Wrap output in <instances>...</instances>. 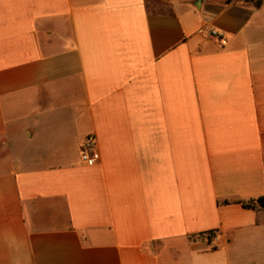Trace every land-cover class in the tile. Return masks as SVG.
<instances>
[{"label": "crops", "instance_id": "crops-1", "mask_svg": "<svg viewBox=\"0 0 264 264\" xmlns=\"http://www.w3.org/2000/svg\"><path fill=\"white\" fill-rule=\"evenodd\" d=\"M261 195L264 0H0V264H264Z\"/></svg>", "mask_w": 264, "mask_h": 264}, {"label": "built area", "instance_id": "built-area-1", "mask_svg": "<svg viewBox=\"0 0 264 264\" xmlns=\"http://www.w3.org/2000/svg\"><path fill=\"white\" fill-rule=\"evenodd\" d=\"M209 34L216 38V39H222L224 37L223 32L218 30H211L209 31ZM82 158L84 161H86L89 164H95L99 161L100 156L97 149V139L94 135H89L85 138V140L82 142Z\"/></svg>", "mask_w": 264, "mask_h": 264}, {"label": "trees", "instance_id": "trees-1", "mask_svg": "<svg viewBox=\"0 0 264 264\" xmlns=\"http://www.w3.org/2000/svg\"><path fill=\"white\" fill-rule=\"evenodd\" d=\"M252 1H254L257 5H260L262 2V0H252ZM239 202H241L242 205L245 207H252V208L258 206L264 207V195L253 197L248 200H241Z\"/></svg>", "mask_w": 264, "mask_h": 264}]
</instances>
